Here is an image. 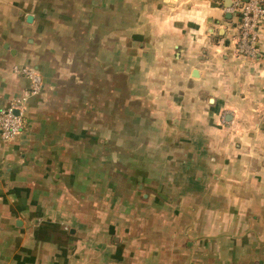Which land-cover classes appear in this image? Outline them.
<instances>
[{
  "label": "crops",
  "instance_id": "obj_1",
  "mask_svg": "<svg viewBox=\"0 0 264 264\" xmlns=\"http://www.w3.org/2000/svg\"><path fill=\"white\" fill-rule=\"evenodd\" d=\"M100 1L119 34L63 58L65 5L0 0V106L16 66L42 84L0 135V264H264V26L250 57L226 1L135 0L116 29Z\"/></svg>",
  "mask_w": 264,
  "mask_h": 264
},
{
  "label": "built area",
  "instance_id": "obj_2",
  "mask_svg": "<svg viewBox=\"0 0 264 264\" xmlns=\"http://www.w3.org/2000/svg\"><path fill=\"white\" fill-rule=\"evenodd\" d=\"M227 10L239 15L236 41L238 50L244 55L256 57L259 54V31L264 26V0H229ZM14 71L27 77L31 81V87L21 99H16L9 106H0V135L5 140H11L24 131L25 101L42 91L35 68L16 66Z\"/></svg>",
  "mask_w": 264,
  "mask_h": 264
},
{
  "label": "rangeland",
  "instance_id": "obj_3",
  "mask_svg": "<svg viewBox=\"0 0 264 264\" xmlns=\"http://www.w3.org/2000/svg\"><path fill=\"white\" fill-rule=\"evenodd\" d=\"M88 0H51L54 4H62L65 5V10L67 13H71V15L67 16L65 15L64 18L56 17V15L51 16V23L55 24V20H61L62 27H60L58 23V30L50 31L49 35L52 39L58 40L59 43V50L61 51V56L63 55V58H72L75 57L74 51H76V56H82L88 48L87 44L89 41H97L99 38L100 40L105 39L107 35H111V39H114V35H118L119 33L113 32L111 33L104 32L103 26L99 27L95 23V21H103V14L102 12L97 13L96 15H91V17H86L87 11L82 10L78 7L79 3H86ZM101 2L100 0H98ZM114 1V7L117 6L118 8L115 9L113 7V17H111L112 20H108L112 23L111 27L115 29L120 26V19L121 16L127 18V24L128 28L135 26L134 22L136 20V15L134 14V7L136 5L135 0H113ZM124 4L126 7H124ZM110 17V15H107ZM98 22V23H100ZM95 27V29H94ZM109 28V27H108ZM100 29V30H98ZM54 30V29H53ZM132 32H134V29H132ZM63 46H61V45ZM55 49V48H54ZM51 53L53 50H49ZM60 56V57H61ZM62 58V59H63ZM64 60V59H63ZM74 60H72L71 63H73ZM153 102L157 103L158 97H152ZM131 105H134V101H130ZM138 195L141 194V192H137ZM129 199H135V194L128 195Z\"/></svg>",
  "mask_w": 264,
  "mask_h": 264
},
{
  "label": "water",
  "instance_id": "obj_4",
  "mask_svg": "<svg viewBox=\"0 0 264 264\" xmlns=\"http://www.w3.org/2000/svg\"><path fill=\"white\" fill-rule=\"evenodd\" d=\"M226 2H227V5L229 4V0H226ZM231 15H228V17H230ZM31 18H32V16L31 17H29V20H31Z\"/></svg>",
  "mask_w": 264,
  "mask_h": 264
},
{
  "label": "trees",
  "instance_id": "obj_5",
  "mask_svg": "<svg viewBox=\"0 0 264 264\" xmlns=\"http://www.w3.org/2000/svg\"><path fill=\"white\" fill-rule=\"evenodd\" d=\"M25 121V120H24Z\"/></svg>",
  "mask_w": 264,
  "mask_h": 264
}]
</instances>
